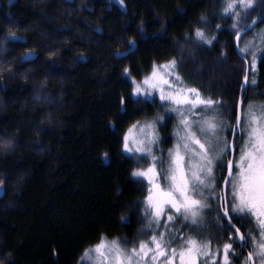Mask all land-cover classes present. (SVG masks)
I'll return each instance as SVG.
<instances>
[{"label":"trees","instance_id":"trees-1","mask_svg":"<svg viewBox=\"0 0 264 264\" xmlns=\"http://www.w3.org/2000/svg\"><path fill=\"white\" fill-rule=\"evenodd\" d=\"M258 16H264V4L239 23ZM234 22L223 15L222 0H0V145L10 142L0 147V264H96L91 249L102 237L128 241L131 248L152 231L145 216L147 181L141 185L131 175L147 165L139 153L123 152L122 137L137 121H155L152 148L165 167L169 150L183 143L181 117L167 111L158 93L155 103H136L145 98L131 95L154 63L176 58L186 85L223 102L204 118L219 124L213 143L221 136L223 144L211 155L225 148L214 163L226 166L239 86L251 64V56L242 60L237 50ZM197 28L216 37L211 45L197 46ZM261 30L264 21L240 42L257 53L249 76L256 84L249 83L242 98V128L248 106L259 113L264 105ZM246 139L243 131L236 136L234 172ZM226 172L214 170L213 210H205L202 229L190 232L173 223V234L211 241L213 251L222 246L218 240L227 242L214 211L225 202ZM230 192L228 186L229 201ZM249 219L233 223L259 239ZM233 247L243 256L253 250Z\"/></svg>","mask_w":264,"mask_h":264},{"label":"snow or ice","instance_id":"snow-or-ice-1","mask_svg":"<svg viewBox=\"0 0 264 264\" xmlns=\"http://www.w3.org/2000/svg\"><path fill=\"white\" fill-rule=\"evenodd\" d=\"M222 3L223 15L234 18L233 35L241 59L244 54L250 55V67L254 72L257 53L255 50L250 51L253 48L251 43L240 46L241 29L247 35L258 21H264V16H258L244 25L239 22L242 16L254 12L258 3L264 4V0H222ZM200 19L205 20L206 17ZM194 37L195 41L200 42L197 46H201V43L211 45L216 39L214 36L209 39L199 28L195 30ZM257 38L264 44V30ZM179 63L176 58L163 64L154 63L148 75L140 82H134L131 94L133 97L145 98L136 100V103H155L153 97L158 93L159 100L168 105L167 111L176 112L181 117L179 124L184 132L181 137L183 143H178L175 151L169 150L167 167L164 166L165 161L153 152L152 145L158 141L155 121H137L122 137L123 152L139 153L137 159L147 165L138 167L131 175L141 185L147 181V185H144L145 216L148 217L147 228L152 231L145 233L146 238L136 241L131 248L127 246L128 241H109L102 237L91 251L102 258L103 264H201V261L202 264H233L234 258L238 264L240 257H243V264H264V105L259 107V113L249 105V111L244 114L241 131L247 139L235 162L236 171L233 172L232 160H227L226 166L223 162L215 164L214 159H219L226 149L221 148L215 157L211 155L215 151L213 137H216L219 124L214 119L204 117L208 113L216 114L218 106L224 107L223 102L203 95L196 87L186 85L177 71ZM128 74L129 70L125 69V75ZM249 83L255 85L256 80H249L245 72L239 87L246 91ZM157 119L162 122L165 117L159 116ZM235 119L236 128H241L240 118ZM202 135L205 137L203 142ZM9 146L10 142L0 145ZM216 168L227 171L229 179L221 183L230 186L231 200L225 199L224 205H217L214 209L218 214L215 226L224 232L227 242L218 240L217 243L222 246L213 251L211 241H201L191 235L181 238L172 233L170 224L181 223L182 228H189L190 232L202 229L205 210H209V215L213 210L210 198L215 197ZM249 217L248 223L254 220L259 229V239L253 235V230L242 233L240 227L232 223L236 220L243 226V221ZM224 222L227 227H223ZM158 228L166 231L157 232ZM234 244L240 249L252 247L253 250L243 256L242 252H236Z\"/></svg>","mask_w":264,"mask_h":264},{"label":"water","instance_id":"water-1","mask_svg":"<svg viewBox=\"0 0 264 264\" xmlns=\"http://www.w3.org/2000/svg\"><path fill=\"white\" fill-rule=\"evenodd\" d=\"M241 34L242 35L244 34V30L241 31ZM246 72H247V75L249 77L250 76V64H249L248 61H247V70H246ZM244 92H245V90H242V89L240 90V98H239L238 114H237V117L240 118L241 128H242V122H243V101H242V98H243ZM241 128H235V130H234V132L232 134V138H231V142H230V146H229V149L231 151L230 160L233 161V164H234V161H235V140H236L237 134L241 131ZM233 172H234V166H233ZM227 179H229V177H228L227 172H226L225 180H227ZM227 188H228V185L224 184V187H223L224 199L227 198ZM232 223H233V221H232Z\"/></svg>","mask_w":264,"mask_h":264},{"label":"rangeland","instance_id":"rangeland-1","mask_svg":"<svg viewBox=\"0 0 264 264\" xmlns=\"http://www.w3.org/2000/svg\"><path fill=\"white\" fill-rule=\"evenodd\" d=\"M219 140L215 139V142L213 143V146L215 148H217L218 146H221L223 144V139L221 136H219ZM92 258L95 260L96 264H103L102 258L99 255H97L95 252L92 254ZM109 264H111V262H109Z\"/></svg>","mask_w":264,"mask_h":264},{"label":"bare ground","instance_id":"bare-ground-1","mask_svg":"<svg viewBox=\"0 0 264 264\" xmlns=\"http://www.w3.org/2000/svg\"><path fill=\"white\" fill-rule=\"evenodd\" d=\"M247 88V87H246ZM241 90V89H240Z\"/></svg>","mask_w":264,"mask_h":264}]
</instances>
